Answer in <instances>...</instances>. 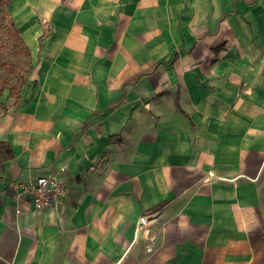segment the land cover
Masks as SVG:
<instances>
[{"label": "crops", "instance_id": "obj_1", "mask_svg": "<svg viewBox=\"0 0 264 264\" xmlns=\"http://www.w3.org/2000/svg\"><path fill=\"white\" fill-rule=\"evenodd\" d=\"M8 3L0 264H264V0ZM55 172L59 208L14 199Z\"/></svg>", "mask_w": 264, "mask_h": 264}, {"label": "rangeland", "instance_id": "obj_2", "mask_svg": "<svg viewBox=\"0 0 264 264\" xmlns=\"http://www.w3.org/2000/svg\"><path fill=\"white\" fill-rule=\"evenodd\" d=\"M10 17L8 0H0V91L10 89L16 98L32 68L25 44ZM0 106V113L2 112Z\"/></svg>", "mask_w": 264, "mask_h": 264}, {"label": "built area", "instance_id": "obj_3", "mask_svg": "<svg viewBox=\"0 0 264 264\" xmlns=\"http://www.w3.org/2000/svg\"><path fill=\"white\" fill-rule=\"evenodd\" d=\"M66 169V167H63L61 170L66 172ZM9 186L13 189L14 199L23 201L27 206L36 210H42L47 207L59 208L69 194L66 180L58 172L41 176L36 182H12ZM21 211V209L18 210V212ZM147 223L148 217H142L141 225H147Z\"/></svg>", "mask_w": 264, "mask_h": 264}, {"label": "trees", "instance_id": "obj_4", "mask_svg": "<svg viewBox=\"0 0 264 264\" xmlns=\"http://www.w3.org/2000/svg\"><path fill=\"white\" fill-rule=\"evenodd\" d=\"M22 42H23V40H22V38L20 39ZM24 43V42H23ZM25 54L27 55V56H31V53H30V51H29V49L25 46Z\"/></svg>", "mask_w": 264, "mask_h": 264}]
</instances>
